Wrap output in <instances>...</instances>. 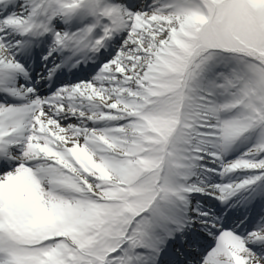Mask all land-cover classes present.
Listing matches in <instances>:
<instances>
[{
	"label": "snow or ice",
	"instance_id": "6c2138e0",
	"mask_svg": "<svg viewBox=\"0 0 264 264\" xmlns=\"http://www.w3.org/2000/svg\"><path fill=\"white\" fill-rule=\"evenodd\" d=\"M0 264H264V0H0Z\"/></svg>",
	"mask_w": 264,
	"mask_h": 264
}]
</instances>
